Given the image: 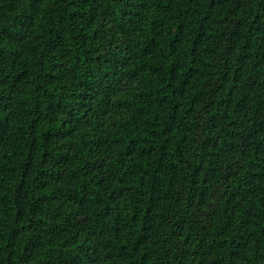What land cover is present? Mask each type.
Here are the masks:
<instances>
[{
  "label": "trees",
  "instance_id": "1",
  "mask_svg": "<svg viewBox=\"0 0 264 264\" xmlns=\"http://www.w3.org/2000/svg\"><path fill=\"white\" fill-rule=\"evenodd\" d=\"M0 264H264V0H0Z\"/></svg>",
  "mask_w": 264,
  "mask_h": 264
}]
</instances>
